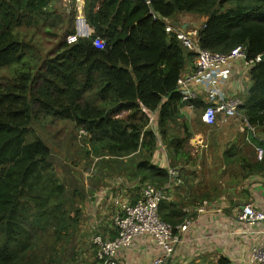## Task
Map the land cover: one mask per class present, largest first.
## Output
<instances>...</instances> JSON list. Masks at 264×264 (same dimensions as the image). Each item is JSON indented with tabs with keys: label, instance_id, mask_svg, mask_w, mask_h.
I'll return each mask as SVG.
<instances>
[{
	"label": "trees",
	"instance_id": "trees-1",
	"mask_svg": "<svg viewBox=\"0 0 264 264\" xmlns=\"http://www.w3.org/2000/svg\"><path fill=\"white\" fill-rule=\"evenodd\" d=\"M50 2L0 0V70H14L0 85V264H59L79 222L73 197L81 194L58 179L51 149L31 128L34 111L86 131L87 158L108 155L103 166L111 172L127 168L130 179L162 185L167 173L151 162L157 136L171 159L192 158L182 118L194 110L181 101L177 82L196 55L165 25L174 27L178 14H198L205 17L194 36L198 48L227 53L245 45L248 61L264 53V0H84L90 34L69 41L74 30L64 21L55 50L34 65L20 29L55 17ZM96 37L104 47L94 45ZM248 72L239 111L264 132V61ZM143 109L156 114V131ZM224 159L247 167V175L264 174V156L250 160L235 144ZM159 214L173 225L185 218L173 203L162 202ZM206 264L231 263L221 257Z\"/></svg>",
	"mask_w": 264,
	"mask_h": 264
},
{
	"label": "built area",
	"instance_id": "built-area-1",
	"mask_svg": "<svg viewBox=\"0 0 264 264\" xmlns=\"http://www.w3.org/2000/svg\"><path fill=\"white\" fill-rule=\"evenodd\" d=\"M142 1L147 5L151 2ZM62 2L66 7L77 6V19L86 24L84 0ZM159 17L152 15L153 20ZM165 31L174 33L183 46L196 52L191 69L184 71L177 82L181 101L187 104L188 109L194 110L198 94H203L209 101L201 114L204 124L213 126L218 118L221 124H226L232 118H239L240 130L246 133L245 141L252 144L256 132L239 111L243 100L236 95L225 96L219 82L226 80L224 73L229 63L242 60L246 65H252L253 62L262 61L260 55L248 61L245 45H237L227 53L203 50L198 48L195 35L176 29L171 24L165 25ZM76 38L73 36V39ZM93 43L98 48L104 47V40L99 37ZM143 110L149 118V126L156 131V114ZM86 136L87 132L80 130L79 137ZM255 154L257 160L261 161L264 148L256 146ZM109 158L108 155L93 156L82 176L80 175L85 194L93 201V206L87 211L93 230L98 205L114 207L113 213L109 215V222L115 235L106 237L96 232L90 234L94 264H127L125 261L129 252L132 251L138 259H143L150 247L157 253H152L153 257L148 264H188L178 262V252L181 250L197 261L203 259L201 263L204 264L221 257L231 264H264V210L252 203L238 206L229 205L224 199L203 200L195 205H181L185 218L181 223L173 225L161 219L159 206L162 202L175 203L172 196L185 185L186 177L169 154L165 152L163 167H160L167 173V182L157 185L149 180L136 179L139 196L134 202L119 193L128 188L131 179L103 166L102 162ZM108 178L111 179L109 184L102 185L101 182ZM203 218L207 221L198 224ZM221 218L226 220L227 226L219 220ZM198 225L199 230L196 231ZM229 236L236 238L228 240ZM138 240L141 241L137 242ZM81 262L83 259H79L77 264Z\"/></svg>",
	"mask_w": 264,
	"mask_h": 264
},
{
	"label": "crops",
	"instance_id": "crops-1",
	"mask_svg": "<svg viewBox=\"0 0 264 264\" xmlns=\"http://www.w3.org/2000/svg\"><path fill=\"white\" fill-rule=\"evenodd\" d=\"M176 20L177 22L173 24L180 30L190 35H195L197 30L205 21V17L198 14L182 13L177 15ZM191 66L192 64H188L185 71H189ZM249 68L250 65H246L242 60H235L228 64L224 73L227 78L225 81L221 80L219 82L222 93L225 96L236 95L237 97L243 99V96L251 85L248 72ZM196 101L197 107L195 106L196 109L194 108V114H197L198 110H201L202 112L203 108L209 103L208 99L200 93L198 94ZM191 115V113L184 115L185 117L182 118V121L186 123V128L190 133V137L188 141L183 144V147L191 154L192 158L190 161L186 162L173 159L176 165H178L177 167L181 169L182 174L186 177L185 185L172 196L173 201H175L173 204L176 208L181 210L180 207L183 204L192 203V205H195V203H199L203 200L224 199L227 203H229V205L235 204L241 206L245 203H252L257 208L264 210V174L262 171L252 172L247 175V167H240L237 162L232 163L231 161L224 159V152L235 144L236 147L243 152L248 149L249 154L245 155L246 158L258 161L255 154V147L260 146L264 148V132H258L255 129L256 136L253 138L251 144L245 141L246 133H243L240 130L239 118H232L226 124H221L218 118V122L214 126H210L204 124L201 116ZM165 152L168 154L166 146L163 144L160 136H158L157 146L152 156V163L157 167H163L162 159L165 156ZM216 163L219 165V171L222 169H231L234 171V173L226 175H230L233 179H239V181L225 183L226 175L223 174V176L219 175L218 177L212 178V176H215ZM114 169L118 168H112V170ZM236 169L238 171H236ZM239 174H242L243 177ZM200 176L205 178L202 179L201 182L205 180L206 183L204 185L207 187H204L202 190L200 187L195 189L200 182ZM80 178L82 180L81 176ZM136 179L131 178V182L127 185L128 188L123 191H119L121 196L126 197L131 202H134L139 196L138 185L135 183ZM212 179H214V182ZM199 190L201 191L200 196L198 198L194 197V194H198ZM215 190L218 191V193H215ZM83 191L85 198L88 199V203H90L89 207H86V209H90L91 205L93 206V201L92 199H89L88 194H85L84 185ZM82 209H84L83 206ZM113 211L114 207L111 205H98L95 215L97 221L93 227L96 229V233H100L106 237H113L115 235V231L112 229L109 222V215L113 213ZM219 220L224 222L227 226L224 218ZM206 221L207 219L203 218L198 224H202ZM89 228L93 231L90 226ZM195 230H199V225ZM81 232L90 234L87 227L82 229ZM235 238L236 237L234 236H229L228 240H233ZM140 241L141 240H138L137 242ZM76 250L78 252L75 253V261L72 264H77L79 259H83L81 264H94V248L90 246L89 241H82V244L78 245ZM152 253H157V251L150 247V250L143 257V259H138L134 252L131 251L128 253L125 263L148 264L153 257ZM202 260L203 259L197 261L196 259H193L184 250L178 252V262L188 264H193L191 262H197L200 264Z\"/></svg>",
	"mask_w": 264,
	"mask_h": 264
},
{
	"label": "rangeland",
	"instance_id": "rangeland-1",
	"mask_svg": "<svg viewBox=\"0 0 264 264\" xmlns=\"http://www.w3.org/2000/svg\"><path fill=\"white\" fill-rule=\"evenodd\" d=\"M51 8L55 13V17H50L47 22L41 23L39 21H45L44 18H37V22L30 27H22L20 29L21 36L24 37L26 47V57L38 65V62L45 57H47L52 51L55 50V46L66 31V22L71 21V27L74 30L75 37H87L89 35V29L85 23L79 22L77 19V6L66 7L62 0H51ZM35 21V20H33ZM63 21V22H62ZM196 21V20H194ZM73 36H67L66 38L71 41ZM13 68L11 66L4 67L0 70V85L6 84L7 78L13 75ZM37 115L31 122V128L34 132L40 136V138L49 146L51 149V161L53 163L54 170L57 174L58 179L63 182L67 189L76 190L78 194L74 196L76 201L74 205H78L80 209L78 224L76 225L74 232L72 233L69 242L65 243V250L59 252L60 262L59 264H70V262L75 261V253L78 245L82 244V241H89L90 234L96 232V229L91 231L89 228V216L87 214L90 203L88 199L85 198L83 191V183L80 178L85 166L91 161V157L86 156V149L89 150L88 145L85 143L86 137H79V132L81 128H78L73 122L62 119L59 117H53L51 115L46 116L44 113H38L34 111ZM201 110L197 111V114L193 113L191 116H201ZM214 126V125H213ZM245 155L249 154L248 149L243 152ZM217 155V154H215ZM251 155V154H250ZM105 161L102 162V164ZM125 162V161H124ZM215 167V166H214ZM215 176L218 177L234 173L231 169H222L219 171V165L216 163ZM236 171H238L236 169ZM241 171V170H239ZM122 175H129V170L123 168L117 171ZM223 174V175H222ZM115 175V174H112ZM241 177H243L242 174ZM204 177L200 176V182L197 188L200 189L207 188L204 184L206 183ZM110 178L101 182L102 185H107L110 182ZM214 182V179H212ZM225 183L231 181H239V179L231 178L230 175L225 176ZM221 188V186H220ZM75 191V192H76ZM76 192V193H77ZM200 190L198 194H194V197L198 198L200 196ZM215 193L218 191L215 190ZM192 204V203H190ZM82 206L84 209H82ZM81 215V216H80ZM87 227L90 234L81 232L82 229ZM87 239V240H85Z\"/></svg>",
	"mask_w": 264,
	"mask_h": 264
},
{
	"label": "water",
	"instance_id": "water-1",
	"mask_svg": "<svg viewBox=\"0 0 264 264\" xmlns=\"http://www.w3.org/2000/svg\"><path fill=\"white\" fill-rule=\"evenodd\" d=\"M262 61H264V53L260 55L259 57Z\"/></svg>",
	"mask_w": 264,
	"mask_h": 264
}]
</instances>
